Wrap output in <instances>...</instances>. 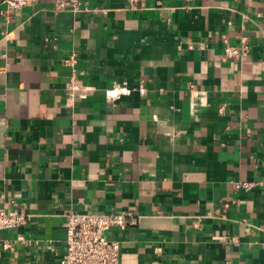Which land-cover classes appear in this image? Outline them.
<instances>
[{
	"label": "crops",
	"instance_id": "0c3cea01",
	"mask_svg": "<svg viewBox=\"0 0 264 264\" xmlns=\"http://www.w3.org/2000/svg\"><path fill=\"white\" fill-rule=\"evenodd\" d=\"M56 1L0 0V207L27 214L0 264H59L64 214L112 209L120 264H264V0Z\"/></svg>",
	"mask_w": 264,
	"mask_h": 264
},
{
	"label": "built area",
	"instance_id": "2783aa9c",
	"mask_svg": "<svg viewBox=\"0 0 264 264\" xmlns=\"http://www.w3.org/2000/svg\"><path fill=\"white\" fill-rule=\"evenodd\" d=\"M38 0H7L9 9H21ZM130 7H136L143 0H127ZM57 11L82 9L80 0H57ZM48 41V38H46ZM225 46L223 59H241L250 52L247 41L239 44H232L224 39ZM66 65L73 68L77 63L75 53L64 59ZM80 83L74 74L69 85V98L73 101L76 93L80 90ZM238 189L249 190L254 183L250 181H234ZM27 221V214L24 210L14 208L7 210L0 207V230L12 229L24 225ZM133 224L131 215L127 211L107 212H67L63 216V226L66 230L65 251L60 257L59 264H120L121 245L116 239L111 238L114 230H124Z\"/></svg>",
	"mask_w": 264,
	"mask_h": 264
}]
</instances>
